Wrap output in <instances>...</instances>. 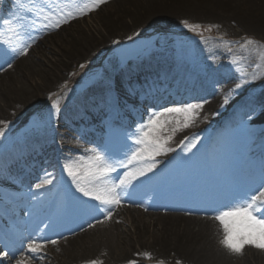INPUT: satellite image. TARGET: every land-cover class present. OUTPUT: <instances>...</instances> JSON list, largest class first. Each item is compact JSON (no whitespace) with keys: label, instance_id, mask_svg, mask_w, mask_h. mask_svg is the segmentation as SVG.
Returning <instances> with one entry per match:
<instances>
[{"label":"bare ground","instance_id":"obj_1","mask_svg":"<svg viewBox=\"0 0 264 264\" xmlns=\"http://www.w3.org/2000/svg\"><path fill=\"white\" fill-rule=\"evenodd\" d=\"M116 3L119 4L116 6ZM116 3L113 4L114 8L105 7L90 17V19L95 17L93 27H88L87 19L83 17V20L70 22L58 28L49 37L39 40L35 44V50L30 49L26 56L15 59L8 56L0 57V121L7 123L15 119L20 125L23 121L21 115L24 109L44 101L48 96L54 95L65 83H69L67 89L53 97L49 104H43L28 113V117L34 116L49 105L51 108L52 103L64 104L63 111L58 115L57 125L61 129L63 124L66 129L60 133L56 126L52 133L46 127H40L33 134H29L25 142L13 149L9 156L6 154L7 148H1L0 172L8 169L17 171L21 167L19 165L21 159L34 166L40 162V159L48 158L43 153H46V148L55 139L62 142L58 146V152L64 162L78 159V153L82 154L81 156L88 155L86 149L76 147L75 144L80 142V139H85L89 143V148L98 146L101 140L110 141L107 132L101 138L89 136V124L77 131L72 124L80 118L82 108L90 106L92 102H95L96 106L103 105L99 100L109 93L110 78L105 73L101 74L95 85L77 100L70 94L69 88L73 84L70 83L72 81L70 75L75 69L94 52L117 38V35H128L132 31H138L142 25L155 19L176 20L190 16L210 19L238 18L264 31V0H118ZM55 39L61 40L57 42ZM36 50L41 54L39 58L41 61L36 59L34 52ZM207 51L209 54L212 52L215 58L226 56L222 48L214 42L207 45ZM255 57L258 60L263 58L260 54ZM137 62L119 70L115 78L117 87L122 86L126 80L148 79L152 75L161 73H167L175 82L162 83L156 92H152L149 100H144L138 115H133V120L120 117L118 126L122 129L133 126L132 131H134L135 126L150 110L163 111L167 107L207 101L199 112V118L189 128L184 129L175 122L169 126L178 129L170 142V147L175 151L168 156L157 158L159 167L152 178L146 181L144 187L153 185L160 190L173 189L171 193L173 196L182 197L186 191L207 188L222 179L246 181L249 172L264 159V126L260 127L259 122L247 121L253 131L245 142L246 148L250 144L249 151L238 152L235 158L226 156L224 158L227 160L226 165L224 167L217 165L216 169L202 168L200 163L207 158H216L219 161V149L214 144L218 141V133L231 127L233 122L240 120V117L247 115L259 101L264 100V90H259L258 87L253 89L246 96L247 100L252 97L248 105L243 107L246 103L239 102L231 116L229 115L230 118L216 125L220 112L232 107L231 103L235 96L230 98L227 105L223 104V96L234 89L232 85L226 83L231 82L232 79L238 81L240 78L238 67L218 65L221 70L222 68L226 70H222V74L214 77L209 74L206 67H203L202 72L196 74L188 72L180 79L177 66L167 52ZM261 62H264V58ZM8 63H11L12 67L9 68ZM105 68L118 70L111 62H106ZM251 76L249 75L248 78L251 79ZM144 90L147 91L148 88ZM159 96H165L163 98L165 100H162L161 104H154ZM111 108V106L103 107L105 111L103 115L108 114ZM242 114L244 115L241 116ZM162 118L173 117L166 115ZM95 119L102 120L103 127L107 130V117L96 113ZM175 119L182 120V117ZM3 125L0 124V127ZM10 132L0 140H4ZM121 133L124 136L123 142L111 141L109 148L113 153H121L123 157L130 143L126 140L130 132L124 129ZM233 136H237V133ZM194 137H199L197 148L193 149L192 153L182 150L181 145ZM33 153L37 154V159L32 157ZM244 159H249L245 165L250 169L246 172H244L245 165L241 163ZM220 162L222 161L218 163ZM119 175L113 179H117ZM0 183H3L2 179ZM15 186V182H7L0 188L5 193L1 191L0 193L5 197L7 195L8 198L10 196L7 193L15 197L22 196L21 189ZM145 189L132 190L130 195L123 197L122 205L115 208L111 220H105L103 224H95L91 228L88 227V223L94 222L93 216L76 209L71 197L72 209L81 213L83 218L82 221L67 227L62 235L49 239L56 240V244L48 243L49 240H46L45 221L33 228L26 223L22 224L25 232L22 231L20 235L21 245L30 239H39L45 244L41 252L43 259H31V253L25 249L23 254L14 260L12 256L18 250L10 247L8 252L10 258L0 261V264H17L18 261L21 264H91L93 260L98 261L99 264H130L133 261L135 264H141L137 259L139 254L144 256L147 254L155 261L154 264H177V262L179 264H264V251L259 250L256 253L254 250L251 251L254 248L246 247L249 248V252L235 255L223 248L219 243L223 235L222 229L217 221L209 218L210 212L203 210L198 217L175 214L174 207H159L158 197L152 192L146 193ZM39 195L37 203L41 206L51 193L48 190ZM61 202L59 196L54 198L51 213L60 207ZM132 202H135L136 206ZM0 216L3 217V213H0ZM4 218L10 220V216ZM125 221L129 224L126 230L121 226Z\"/></svg>","mask_w":264,"mask_h":264},{"label":"snow or ice","instance_id":"obj_2","mask_svg":"<svg viewBox=\"0 0 264 264\" xmlns=\"http://www.w3.org/2000/svg\"><path fill=\"white\" fill-rule=\"evenodd\" d=\"M107 2L108 0H10L7 16L0 17V46L3 48L0 57L15 59L26 56L36 42L33 32L43 29L44 34H47L48 31L57 30L61 25L86 16ZM5 3H9V0H0V7ZM181 23L189 32L200 34V25L189 24L187 21ZM206 30L211 31L210 28ZM254 44L255 41L246 39L241 48L248 50ZM228 48L230 51L231 45ZM8 67H12V64L8 63ZM259 78L253 74L249 79L247 73L241 72L234 89L224 94L223 104H229L232 96L240 94L238 90ZM109 98L113 103H119L118 97L111 95V89ZM204 103L207 101L167 107L163 111L150 110L135 126L134 131L127 134L126 140L130 143L122 158L114 155L107 146L100 149L91 147L85 150L88 155L63 163V171L70 181L71 189H74V207L93 216L94 222L88 223L89 228L111 220L115 208L122 205L123 197L152 178L159 167L157 158L175 151L170 147V142L178 129L169 126L175 122L184 129L189 128L199 118ZM258 103L261 109L259 118L264 120V100ZM51 109L50 116L58 115L61 111L59 103H52ZM166 115L173 118L163 119ZM247 115L252 119L257 115L256 109L252 108ZM175 117H182V120ZM0 124L7 127L6 122L0 121ZM4 136L5 131L0 129V139ZM199 142V137H194L183 143L181 149L192 153ZM120 169H124L123 174L114 180L113 174ZM54 180V173L45 172L35 188L40 191L53 185ZM197 203L211 213L210 219L219 223L223 233L219 243L223 248L235 255H241L246 247L264 251V159L249 172L246 181L233 179L216 185ZM48 243L56 244L57 241L49 240ZM44 247V243L33 238L27 243V252L31 253V259H43L41 252ZM145 256L151 258L147 254ZM9 258L8 252L0 254V261ZM17 264L21 262L18 261ZM91 264L99 262L93 260Z\"/></svg>","mask_w":264,"mask_h":264},{"label":"rangeland","instance_id":"obj_3","mask_svg":"<svg viewBox=\"0 0 264 264\" xmlns=\"http://www.w3.org/2000/svg\"><path fill=\"white\" fill-rule=\"evenodd\" d=\"M117 1L118 0H108L107 3L101 5L95 11L83 16L87 19V26L93 27L95 25V17L90 19L91 16L95 15L105 7L109 6L108 8H114L115 5L117 6L119 4L116 3ZM114 3L116 4L113 5ZM9 7L10 0L9 3H5L3 7H0V17L7 16ZM83 17L75 20H83ZM182 21H187L189 24L193 25H200V29L198 30L200 34L189 32L183 27V24L181 23ZM69 23L63 24L60 27L66 26ZM208 28H210L211 31L206 30ZM55 31L56 30L48 31L47 34H44L43 29H41L39 32H33L32 35L36 38V42L30 49L35 50V44L39 40L49 37ZM137 33H139V35H137ZM116 37L117 38L112 39L107 45L103 46L98 51L90 55V57L87 58L83 64L78 66V68L75 69V72L70 75V79L72 80L70 83L73 84L69 90L70 94L76 100L80 99L82 95L86 94L87 91L95 85L101 74L105 73L110 78L111 88H114L115 78L119 70L130 67L134 63H138L137 60L142 62L155 55H164L166 52L171 56L182 76L188 72H191L192 74L200 73L202 72L201 69L206 67L209 74L214 77L222 74V70H226L224 68L221 70L218 67V65L221 64H224V67H226V65H229L230 67L234 66L235 68L238 67V73L240 72V74L241 72L247 73L248 76L258 74V77H260L259 79L248 85H245L243 90L241 89L242 91L239 92L240 94L235 95V100L233 99L231 103L232 107L227 111L222 110L220 112L218 118L216 119V125H220L226 118H230L231 113L235 110V106H237L239 102L244 101L243 103H246L243 104V107L248 105V103L251 102L250 100L252 97L247 100L246 96L253 89L258 87L257 89L264 90V62H261V60L264 58V31L253 27L251 23L245 22L244 20H239L238 18L233 17L210 19L205 17L200 18L198 16L184 17L176 20L170 18H159L153 21H148V23L142 25V28L138 31H132L128 35L119 34ZM130 37L131 39H129ZM25 38L27 39V37ZM246 39H251L255 41L256 44L249 46L248 50L242 49L241 45L244 44ZM55 40L58 42L61 39ZM210 42L218 44L220 48H222L223 52L226 53V56L215 58L212 52L209 54L207 51V45ZM228 45H231L230 51ZM0 51H3L2 46H0ZM34 52L36 59L38 58L39 60L41 54L37 50ZM257 54H260L263 58L259 60L256 59L255 55ZM43 60L45 59L43 58ZM39 61H41V59ZM233 61L236 63H233ZM106 62H111L118 68V70H107V68H105ZM165 79L167 80L169 78L166 77ZM237 82L238 81L232 79V81L227 82L226 85H232L235 87ZM68 84L69 83H65L61 89H59L54 95L48 96L44 101L24 109L23 114L21 115L23 121L20 125L19 122H15V119H12L10 122L6 123V128L4 125L0 127V129L5 131V134L11 131L4 140H0V148L6 147V154L8 156L10 153H12L11 151L13 149L19 147L21 144H23V142H25V140L29 137V134H33L36 130H38V128L46 127L50 132L52 131V133L56 126L58 128V115L63 111L65 107L64 104H59L61 111L58 115H56L57 117L54 115L50 116V113L52 112L50 105L47 106V108L41 109V111L39 110L34 116L28 117V113L32 112V110L38 109L43 104H49L53 97L67 89ZM255 109L257 115H254L252 119H249L248 115L243 116L244 114H242L241 116L243 117H240V120L233 122L234 124L231 125V127L225 128L218 133V141L214 143L217 149H224L227 152L230 151L233 153L242 151L244 149L245 142L249 139V127L247 121H255L259 123L264 122V120H261L258 115L261 111L259 103L256 105ZM235 114L240 116L237 113ZM72 124L76 127L79 125L76 124L75 121H73ZM82 124H84V121ZM263 124L264 123H262L261 126ZM65 129L66 128L63 127V124H61V129L58 128L57 130L62 133V130ZM116 129L118 128H111L110 133L114 132ZM99 133L101 134V131ZM102 133H104V131ZM234 133H237V136H233ZM117 139L118 141H121L120 136H118ZM58 143H60V141H55L52 144L50 143V146L46 148L45 152L50 156V158H52V152L55 145ZM33 156L34 158H37L36 153L33 154ZM49 164L51 163H45L46 166ZM218 164L221 165V163ZM203 165L205 164L203 163ZM212 165L216 166L217 164ZM25 166L28 165L26 164ZM25 166L23 168H25ZM24 170L31 172V170L28 168H25ZM32 172L36 174L35 171ZM27 196L28 193L25 191V197ZM0 200L2 201V199ZM15 210L19 212L20 209L15 208ZM17 221L18 220H16V222ZM0 225L4 227V231L7 230L8 232L12 233L15 239L18 237L20 231V227L17 226L18 224L6 223L3 225V223L1 224L0 220ZM121 226L122 229L126 230L129 224L127 221H125L121 224ZM0 234L2 240H4L5 237L2 230H0ZM253 250L256 251V253L259 252L258 249L254 248L251 251ZM22 251L23 249L18 251V255H20ZM3 252L5 251L0 249V254ZM246 252H249V248H245L243 254ZM137 259L140 260L141 264H154L155 262L151 258H146L144 255L140 254L137 256Z\"/></svg>","mask_w":264,"mask_h":264}]
</instances>
